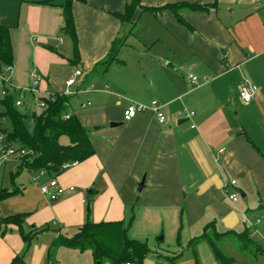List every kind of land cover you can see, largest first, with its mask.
<instances>
[{"label":"crops","instance_id":"obj_1","mask_svg":"<svg viewBox=\"0 0 264 264\" xmlns=\"http://www.w3.org/2000/svg\"><path fill=\"white\" fill-rule=\"evenodd\" d=\"M44 1L0 0V21L11 26L9 77L16 87L28 88L37 72L43 91H78L68 110L86 128L95 154L55 176L66 191L54 202L41 191L34 199L24 197L25 186L13 188L17 192L12 195L20 193L23 200L2 208L0 220L15 213L26 216L21 226L9 224L0 235V264H50L48 250L58 234L73 235L87 219L121 220L128 177L137 183L145 177L141 191L148 219L156 215L170 223L172 246L189 243L186 258L178 256L176 247L168 251L174 264H219L207 242L190 244L210 223L219 232L248 228L262 247L264 0H141L143 7L159 11L137 9L126 23L110 11H124L129 0L75 1L78 62L72 60L75 49L63 31L64 0ZM186 3L213 7L194 10ZM167 4L177 5L189 26L164 8ZM139 22L140 64L129 67L128 38ZM117 40L123 45L104 70L99 63ZM77 69L83 74L74 76ZM190 74L197 76L195 84ZM71 77L75 82L67 86ZM246 79L258 86L247 102L239 93ZM86 100L90 104L80 107ZM152 100L159 102L164 123L151 108L124 120L130 102L150 106ZM189 111L194 115L186 116ZM231 179L239 192L236 202L224 193ZM40 230L27 244L22 232ZM232 237V232L224 234L222 241L236 242ZM171 257L159 256L156 262L173 264ZM53 264H94V259L89 250L61 246Z\"/></svg>","mask_w":264,"mask_h":264},{"label":"trees","instance_id":"obj_2","mask_svg":"<svg viewBox=\"0 0 264 264\" xmlns=\"http://www.w3.org/2000/svg\"><path fill=\"white\" fill-rule=\"evenodd\" d=\"M75 1L86 2V0H64L60 6L62 7L64 19L63 31L70 37L75 49L72 60L78 62V35L72 8ZM44 2L53 3V0H45ZM185 6L194 10H208L213 7V5L194 3H186ZM140 8L155 13L160 9L143 7L141 0H129L124 11H110V13L122 23H126L132 21L134 13ZM164 8L171 9L181 23L189 26L181 17L177 5L167 4ZM10 30L11 26L5 25L0 21V69L13 64ZM122 45V40H117L112 44L108 57L99 63L104 70L107 69ZM17 94L16 91L9 92L6 96L0 98V103L5 108L4 114L9 117L12 125V132L7 134L5 138L7 146L13 147L14 143H18V147L14 148L15 151L29 149L33 152V155L27 154L19 159L21 162L20 167L25 166L33 172L40 171L41 173H49L50 176H57L65 171L61 168L63 163L82 162L95 154V147L86 128L78 116L68 110L71 95L57 92L53 99L44 98L45 106L41 107L39 113H35L16 106L15 99ZM66 114H69V116L65 117ZM2 115H0V118ZM29 124L32 125L31 129L28 127ZM63 136L68 138L67 144L60 142V138ZM16 190L1 189L0 199L14 194L17 192ZM25 216L26 213H15L2 218L0 220V235H4L9 224L21 226ZM41 231L22 232V235L28 244L31 238ZM230 232L240 242V252L250 254L252 252L251 249H253L254 253L251 254L254 255L260 249L264 250L260 244L251 239V233L248 228L241 232H219L213 223L206 225L203 232L194 237L190 244L194 247L198 242H207L219 264H235V259L232 256H228L221 246L223 243L222 236ZM61 246L80 251H91L94 264H142L144 256L149 251L145 243L128 236V227L122 219L113 221L101 220L99 222L87 219L82 225L78 226L77 231L73 235L58 234L48 250L50 264L55 262L56 251ZM17 260L18 257L13 262ZM172 262L174 264V260Z\"/></svg>","mask_w":264,"mask_h":264},{"label":"rangeland","instance_id":"obj_3","mask_svg":"<svg viewBox=\"0 0 264 264\" xmlns=\"http://www.w3.org/2000/svg\"><path fill=\"white\" fill-rule=\"evenodd\" d=\"M67 39L68 41H70L69 38ZM128 40H129L128 43L132 44L131 46H134L133 48L131 46L128 48L129 51V55L127 56L128 58L127 63H129L128 66L132 67L134 65H139L140 58L136 53V49H138L137 47H140L139 46L140 22L137 24V26L134 27L132 33L129 34ZM26 101H32V97L30 94L27 95ZM22 109L27 110L26 108H22ZM40 111H41V107L34 106L28 112L39 113ZM4 113H5V108L0 103V115L3 114L1 116L0 129L5 135H7L12 132V125L9 120V117ZM28 127L31 129L32 125L29 124ZM60 142L66 143L67 137L65 136L61 137ZM16 147H18V143L13 144V148ZM18 157H19L18 154H13L10 155L6 160L0 159V190L2 189V187H8L9 191H12L13 188L15 187L25 186L26 194L24 195V197L27 198L28 194H30L32 195V198L37 199L36 195L40 191V186L46 184L45 179L47 177L49 179L50 174L49 173L41 174L40 171L33 172L28 170L25 166L20 167V163H18L17 161L19 160ZM66 170L63 172H66ZM63 172L60 173L59 175H62ZM21 180H24L22 186H20ZM139 182L137 183L136 181L132 180L131 177H128L123 184L122 196L125 199L126 208L122 220L125 222V224L128 227V236L145 243L149 248V251L146 253V255L143 258L142 264H157L156 261L159 258V256H165V255L169 257L173 256V254L168 251L174 249V247H176L175 249H178L177 250L178 256L180 255L181 257L186 258L184 254L187 253L186 254L187 256L191 255V248L187 246V244L189 243L183 244L181 242L180 246L177 244L175 246H172V244L169 242V235H167V233L170 231V226H171L169 222H166L165 220L162 219H156V215L155 217L151 215L150 219H148L147 213H149L150 210L149 208L143 205L144 194L142 193V191H136ZM62 196L60 198H62ZM22 197H23L22 194L17 193L15 194V197L13 195L12 196L9 195L8 197L0 199V211L2 208L3 210H5L8 204L12 205V204L20 203V201L23 200ZM54 201L56 200H51V202ZM88 205L89 208H91L90 204ZM50 231L52 232V229H50ZM45 233H49V232H45ZM45 233H43L42 235L44 236ZM165 234L167 236H165ZM160 237H163V239H160ZM177 239L178 237H176V242ZM231 239H234L236 242H238V240L235 237H232ZM236 242L232 243L227 241V242H223L221 245L224 252L228 256H232L235 259V264H264L263 249L257 251L256 256L252 254H244L240 252L238 248L239 245H237ZM258 242L262 243L261 241ZM262 244H263L262 247L264 248V243ZM171 260H175V258L171 257ZM160 263H162V260L161 262H159V264Z\"/></svg>","mask_w":264,"mask_h":264},{"label":"built area","instance_id":"obj_4","mask_svg":"<svg viewBox=\"0 0 264 264\" xmlns=\"http://www.w3.org/2000/svg\"><path fill=\"white\" fill-rule=\"evenodd\" d=\"M225 56V55H224ZM11 71V66H7L3 69H0V98H3L6 96L9 92L16 91L17 96L15 99L16 106L20 108H26L28 111L32 109L34 106L44 107L45 106V100L44 98L53 99L57 92H50V91H43L41 87L42 82V76L34 72L31 76V85L28 88H21L16 87L10 77L9 73ZM83 71L80 69L75 70L74 76L82 75ZM189 78L192 83L197 82V76L190 74ZM75 82V77H71L66 80V85L71 86ZM91 88H94L91 85ZM258 91V86L251 82L250 80L246 79L245 82L242 84L240 88V96L244 101H250L254 98L256 92ZM78 91L74 90H67L66 92H60L61 94L65 95H72L76 94ZM31 95L32 101H26L27 95ZM90 104V100L83 101L80 103V107H86ZM148 108H151L160 123H164L166 121V117L164 113L160 110V104L157 100H152L150 103V106L130 102L123 111V117L124 120L129 121L133 119L138 113L145 112ZM194 115V111L186 112V116L191 117ZM69 114H66L65 117H68ZM0 125H1V118H0ZM195 125H192L194 127ZM6 135L2 132L0 129V159L6 160L10 155L18 154L20 159L24 155L31 154L33 155V152L29 149L25 150L22 149L20 151H15L13 147H8L7 143H5ZM224 151L223 148L220 149V153ZM77 161L72 162H65L61 165V168L66 170L70 167H73L77 164ZM236 180L231 179L228 183L225 184L224 193L227 195V197L232 201L236 202L239 199V192L235 189ZM69 190H74V187H70ZM40 191L48 197L50 200H57L59 199L66 191L64 187H62L55 176H50V178L47 180L46 184H43L40 186ZM126 264H134V263H126Z\"/></svg>","mask_w":264,"mask_h":264},{"label":"water","instance_id":"obj_5","mask_svg":"<svg viewBox=\"0 0 264 264\" xmlns=\"http://www.w3.org/2000/svg\"><path fill=\"white\" fill-rule=\"evenodd\" d=\"M117 123H110V125H116ZM144 182H145V177H142L141 181L138 184V191H141L143 186H144ZM89 207V205H88ZM162 238V237H161Z\"/></svg>","mask_w":264,"mask_h":264}]
</instances>
